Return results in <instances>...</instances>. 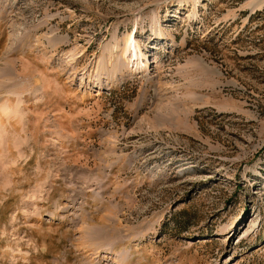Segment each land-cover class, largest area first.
I'll use <instances>...</instances> for the list:
<instances>
[{
    "label": "rangeland",
    "instance_id": "rangeland-1",
    "mask_svg": "<svg viewBox=\"0 0 264 264\" xmlns=\"http://www.w3.org/2000/svg\"><path fill=\"white\" fill-rule=\"evenodd\" d=\"M0 264H264V0H0Z\"/></svg>",
    "mask_w": 264,
    "mask_h": 264
},
{
    "label": "bare ground",
    "instance_id": "bare-ground-1",
    "mask_svg": "<svg viewBox=\"0 0 264 264\" xmlns=\"http://www.w3.org/2000/svg\"><path fill=\"white\" fill-rule=\"evenodd\" d=\"M132 50H133V49H132ZM129 56H130V60H133V59H134V57L136 56V53H132V54L130 53V55H129Z\"/></svg>",
    "mask_w": 264,
    "mask_h": 264
}]
</instances>
